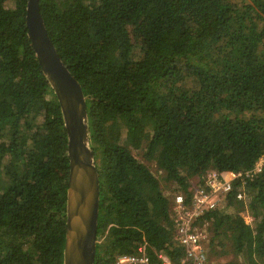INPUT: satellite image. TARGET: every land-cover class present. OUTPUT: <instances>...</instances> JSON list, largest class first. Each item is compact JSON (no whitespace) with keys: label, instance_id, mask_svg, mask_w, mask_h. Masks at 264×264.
<instances>
[{"label":"trees","instance_id":"obj_1","mask_svg":"<svg viewBox=\"0 0 264 264\" xmlns=\"http://www.w3.org/2000/svg\"><path fill=\"white\" fill-rule=\"evenodd\" d=\"M28 1L0 0V264H64L68 136L28 36ZM40 11L86 97L100 177L95 264L140 247L181 264L174 199L134 150L187 199L192 178L264 160V0H40ZM234 186L225 211L199 223L211 251L232 243L228 264H264V167Z\"/></svg>","mask_w":264,"mask_h":264},{"label":"water","instance_id":"obj_2","mask_svg":"<svg viewBox=\"0 0 264 264\" xmlns=\"http://www.w3.org/2000/svg\"><path fill=\"white\" fill-rule=\"evenodd\" d=\"M26 27L42 71L60 104L68 136L70 173L64 264H95L100 177L90 146L86 97L48 34L40 0L28 1Z\"/></svg>","mask_w":264,"mask_h":264},{"label":"built area","instance_id":"obj_3","mask_svg":"<svg viewBox=\"0 0 264 264\" xmlns=\"http://www.w3.org/2000/svg\"><path fill=\"white\" fill-rule=\"evenodd\" d=\"M264 160H260L254 170L246 173H236L232 177L222 178L216 171L206 172L195 186L190 189L191 197L183 193L174 196L171 215L175 228V242L184 248L181 264H209L207 243L210 236L208 224L200 225L199 220L205 212L220 210L226 206L228 195L234 190V182L238 179L253 178L261 174ZM246 189H239L237 200L246 198ZM209 238V239H208ZM115 264H174L170 256L162 251L151 256L140 247L136 254L123 255L117 258Z\"/></svg>","mask_w":264,"mask_h":264},{"label":"rangeland","instance_id":"obj_4","mask_svg":"<svg viewBox=\"0 0 264 264\" xmlns=\"http://www.w3.org/2000/svg\"><path fill=\"white\" fill-rule=\"evenodd\" d=\"M237 2H241L243 0H235ZM7 6L9 8H13L14 7V3L10 2L7 4ZM145 154V149L136 151L134 150V155L140 160V162L144 163L150 170L151 172L158 178L161 188L164 192V194L171 198V200L173 199V197L179 193L178 192V185L176 183H172V182H168L165 179V174L162 171H159L157 169V166L154 162L151 161H147L144 157ZM199 181V178L194 177L190 180V184L191 187L195 186L196 183ZM225 206H223L220 210H224ZM226 212L229 214H234L235 210H228L226 209ZM241 216L245 219V222L247 224H251L253 222L250 214L246 213V212H241ZM253 224V223H252ZM209 239V238H208ZM211 241V237L209 239V242L207 243V255H208V261L209 264H228L231 261L237 260V256L235 255L233 249H232V243L230 241H225L226 243L224 244V248L222 249L221 246L219 245L218 241L217 244L219 245V247L221 249H218L215 252L211 251L209 248V244ZM242 259L240 258L239 261H241Z\"/></svg>","mask_w":264,"mask_h":264}]
</instances>
